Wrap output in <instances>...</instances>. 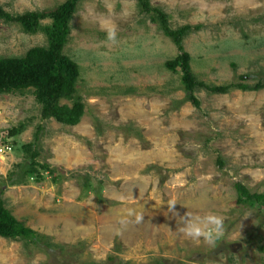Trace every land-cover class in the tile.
<instances>
[{
  "label": "rangeland",
  "instance_id": "1",
  "mask_svg": "<svg viewBox=\"0 0 264 264\" xmlns=\"http://www.w3.org/2000/svg\"><path fill=\"white\" fill-rule=\"evenodd\" d=\"M66 1L0 0V7L17 16ZM150 2L174 29L201 27L184 42L200 81H264V0ZM113 28L114 43L107 39ZM43 46V32L28 34L0 19V58ZM65 53L81 70L76 97L85 114L78 125L42 119L33 90L0 94V143L13 146L0 156L5 205L65 251L51 257L0 238V264H264V212L239 206L233 187L241 182L264 194V89L199 90L201 107L195 108L185 99L180 73L165 68L178 55L175 45L135 0L81 1ZM32 143L42 181L26 175L32 161L23 148ZM11 176L20 183L12 186ZM170 200L179 216L169 211ZM129 209L143 221L135 223ZM187 212L223 218L214 247L178 231Z\"/></svg>",
  "mask_w": 264,
  "mask_h": 264
},
{
  "label": "trees",
  "instance_id": "2",
  "mask_svg": "<svg viewBox=\"0 0 264 264\" xmlns=\"http://www.w3.org/2000/svg\"><path fill=\"white\" fill-rule=\"evenodd\" d=\"M84 0H67L63 4L40 12H27L14 16L0 7V19L7 23L19 24L24 32L37 34L43 32L47 37V46L30 49L22 57L0 58V94H12L24 90H33L36 101L41 106V117L44 120L53 119L65 126H76L85 114V105L77 95V86L81 76L80 66L65 53V48L71 35V21L76 13L78 4ZM141 14L150 16L153 23L157 24L163 35L175 45L178 55L166 61L165 68L172 73H180L182 90L185 99L195 108L200 109L201 102L196 96L197 91L204 90L212 95H224L232 90L258 92L264 89V81L254 86L249 85L241 76L239 81L229 85L215 86L200 81L192 68V56L185 50L184 42L189 33L198 31L201 27L185 25L178 29L171 26L168 14L160 8L153 7L150 0H135ZM49 20L50 23L43 24ZM63 100H72V106L62 104ZM23 131L22 125L10 129L8 137H16ZM39 131L36 142L39 140ZM35 143L24 146L32 163L26 175H35L37 181H42L36 159L39 152L33 149ZM217 164L222 169L224 161L219 156ZM46 172L50 167L41 165ZM49 173V172H48ZM11 185L15 186L12 176L9 178ZM13 179V180H12ZM237 194V204L244 208L257 209L264 212V194L253 192L243 183L234 184ZM4 190L0 189V238L21 241L33 245L54 257L56 250L61 253L64 247L52 242L47 235L41 234L30 227H26L6 207L3 199ZM111 262L114 258H109Z\"/></svg>",
  "mask_w": 264,
  "mask_h": 264
},
{
  "label": "clouds",
  "instance_id": "3",
  "mask_svg": "<svg viewBox=\"0 0 264 264\" xmlns=\"http://www.w3.org/2000/svg\"><path fill=\"white\" fill-rule=\"evenodd\" d=\"M107 39L113 43L116 41V31L114 28L107 31ZM175 206V200L168 202L169 211L179 216L175 211ZM127 215L129 217L135 216V223L137 224L144 219L143 215L135 213L132 209L128 210ZM180 220L181 223H179L178 231L194 241H199L202 238L206 244L214 247L223 235L224 220L219 215L210 213L200 216L187 212L185 216L180 217ZM120 223L126 224L128 221L122 219Z\"/></svg>",
  "mask_w": 264,
  "mask_h": 264
},
{
  "label": "built area",
  "instance_id": "4",
  "mask_svg": "<svg viewBox=\"0 0 264 264\" xmlns=\"http://www.w3.org/2000/svg\"><path fill=\"white\" fill-rule=\"evenodd\" d=\"M13 151V146L10 143L2 142L0 143V156H6L11 154Z\"/></svg>",
  "mask_w": 264,
  "mask_h": 264
}]
</instances>
